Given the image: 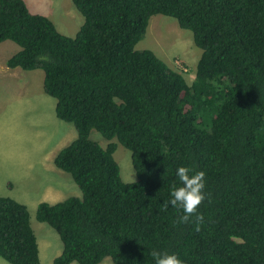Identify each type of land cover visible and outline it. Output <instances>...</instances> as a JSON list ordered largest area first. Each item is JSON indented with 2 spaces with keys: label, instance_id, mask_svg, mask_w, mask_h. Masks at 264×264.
I'll return each mask as SVG.
<instances>
[{
  "label": "trees",
  "instance_id": "obj_1",
  "mask_svg": "<svg viewBox=\"0 0 264 264\" xmlns=\"http://www.w3.org/2000/svg\"><path fill=\"white\" fill-rule=\"evenodd\" d=\"M72 3L84 20L73 38L23 0H0V43L20 48L6 66L42 71L56 118L76 131L54 166L81 197L35 213L62 243L52 264H154L153 249L183 264H264V0ZM154 15L174 19L201 50L191 84L152 51L134 50ZM113 140L130 152L135 183L122 182ZM181 166L205 172L199 231L162 208ZM0 258L40 264L27 208L8 197Z\"/></svg>",
  "mask_w": 264,
  "mask_h": 264
},
{
  "label": "rangeland",
  "instance_id": "obj_2",
  "mask_svg": "<svg viewBox=\"0 0 264 264\" xmlns=\"http://www.w3.org/2000/svg\"><path fill=\"white\" fill-rule=\"evenodd\" d=\"M29 12L47 17L57 31L73 38L83 24V17L72 0H23ZM19 47L10 42L0 43V197H8L26 206L30 225L37 240L40 264H52L62 252L57 233L35 219L37 206L81 197L71 176L52 165L49 155L57 153L76 137L72 124L55 116L56 101L43 90V72L8 68L6 62ZM135 51H152L169 68L182 72L186 82L194 79L201 50L192 34L179 28L177 22L163 15L150 18ZM89 138L105 149L109 141L92 130ZM113 154L124 183L134 175L128 150L113 140ZM57 155V154H56ZM0 264H8L0 258ZM100 264H113L105 258Z\"/></svg>",
  "mask_w": 264,
  "mask_h": 264
},
{
  "label": "clouds",
  "instance_id": "obj_3",
  "mask_svg": "<svg viewBox=\"0 0 264 264\" xmlns=\"http://www.w3.org/2000/svg\"><path fill=\"white\" fill-rule=\"evenodd\" d=\"M179 184L172 182L169 187L170 199L162 205L167 209L169 205L182 213L177 216L174 224H194L195 230L199 231L203 223V215L198 212L201 203L206 199L205 189V172L197 171L190 167H178L176 171ZM134 175L128 177V181L135 183ZM154 264H183L175 253L161 252L151 250L149 253ZM77 264V262H73Z\"/></svg>",
  "mask_w": 264,
  "mask_h": 264
},
{
  "label": "crops",
  "instance_id": "obj_4",
  "mask_svg": "<svg viewBox=\"0 0 264 264\" xmlns=\"http://www.w3.org/2000/svg\"><path fill=\"white\" fill-rule=\"evenodd\" d=\"M56 152L58 153V150H57ZM57 153H55V154H54V153H51V154L49 155V159H50L49 161H50V163H51V166H47V167H46L47 169H52V165L54 166V159H55ZM54 167H55V166H54ZM59 255H60V253H59ZM59 255H57V256H59ZM55 258H56V257H55ZM55 258H54V259H55Z\"/></svg>",
  "mask_w": 264,
  "mask_h": 264
}]
</instances>
